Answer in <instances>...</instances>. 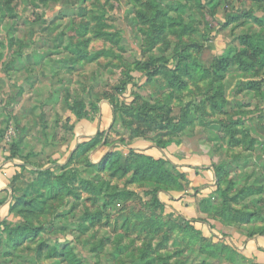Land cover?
Returning a JSON list of instances; mask_svg holds the SVG:
<instances>
[{
  "label": "rangeland",
  "instance_id": "obj_1",
  "mask_svg": "<svg viewBox=\"0 0 264 264\" xmlns=\"http://www.w3.org/2000/svg\"><path fill=\"white\" fill-rule=\"evenodd\" d=\"M139 140L210 157L193 220L159 200L180 174L131 180ZM5 169L0 264H252L228 240L264 237V0H0Z\"/></svg>",
  "mask_w": 264,
  "mask_h": 264
},
{
  "label": "crops",
  "instance_id": "obj_2",
  "mask_svg": "<svg viewBox=\"0 0 264 264\" xmlns=\"http://www.w3.org/2000/svg\"><path fill=\"white\" fill-rule=\"evenodd\" d=\"M104 115L96 121L95 127L84 124L85 131H93L94 133L106 131L112 121V112L103 108ZM106 120V122H105ZM89 133V132H88ZM93 134L89 135L91 138ZM132 150L151 157L154 160H164L169 163L171 171L184 176L183 193L170 192L161 196L159 199L164 202L166 198V207L174 209L176 213L186 216V220H193L196 217L194 203L196 198L200 195L209 196L215 190V173L212 161L207 154L194 153L189 150L190 144L182 142L179 146L171 143L165 148H158L150 141L139 140L134 143ZM6 170V169H5ZM10 169L5 171L0 170V199L2 196L6 197L8 191L7 179L9 178ZM7 173V174H6ZM160 198V197H159ZM8 202V200H5ZM0 205V222L8 217V204ZM200 227L202 224H199ZM228 243L232 245L237 253H240L246 260L251 261L252 264H264V237L254 236L247 237L236 231L231 233Z\"/></svg>",
  "mask_w": 264,
  "mask_h": 264
},
{
  "label": "trees",
  "instance_id": "obj_3",
  "mask_svg": "<svg viewBox=\"0 0 264 264\" xmlns=\"http://www.w3.org/2000/svg\"><path fill=\"white\" fill-rule=\"evenodd\" d=\"M88 142V141H87ZM89 142H92L89 141ZM89 143H83L81 144V147L84 146H88ZM169 144H171L170 142L165 143L164 145H159L156 146L158 148H165L166 146H168ZM90 148L93 147L96 144H90ZM117 151H115V148L112 152H110L109 154H107L104 159L102 160V164L107 165L109 163L113 162H119L121 160L120 155H118L117 153H115ZM131 155L134 156L133 159V174L131 175V180L132 181H138V180H142V179H154L155 182L157 183H163V182H174V179L176 177V175H173L174 172L171 171L170 169V165L168 162L164 161V160H154L151 157L145 156L143 154H137L135 152H131ZM104 168V167H102ZM217 176V174H216ZM180 178H182L184 180V176H179ZM184 188V187H183ZM178 189V188H176ZM131 193H124L123 196H128ZM121 195V194H120ZM119 195V196H120ZM157 201V200H156ZM73 264H81L80 262L74 260Z\"/></svg>",
  "mask_w": 264,
  "mask_h": 264
}]
</instances>
